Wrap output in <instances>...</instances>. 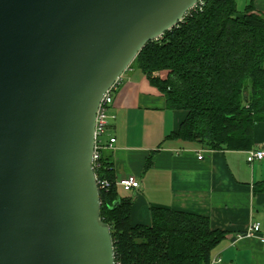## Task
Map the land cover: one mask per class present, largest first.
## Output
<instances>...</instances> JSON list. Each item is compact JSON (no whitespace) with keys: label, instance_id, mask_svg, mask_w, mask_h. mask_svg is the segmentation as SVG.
I'll use <instances>...</instances> for the list:
<instances>
[{"label":"water","instance_id":"water-1","mask_svg":"<svg viewBox=\"0 0 264 264\" xmlns=\"http://www.w3.org/2000/svg\"><path fill=\"white\" fill-rule=\"evenodd\" d=\"M198 1L0 0V264H116L96 111Z\"/></svg>","mask_w":264,"mask_h":264},{"label":"trees","instance_id":"trees-1","mask_svg":"<svg viewBox=\"0 0 264 264\" xmlns=\"http://www.w3.org/2000/svg\"><path fill=\"white\" fill-rule=\"evenodd\" d=\"M172 29L147 42L129 67H137L186 115L168 136L199 141L214 150H249L264 121V15L252 1L239 12L236 0H203ZM128 67V68H129ZM166 71L165 78L153 72ZM95 174L101 218L110 227L116 264H209L225 237L201 214L151 207V223L130 220L133 198L115 184L111 155L100 149ZM255 188L264 190V181Z\"/></svg>","mask_w":264,"mask_h":264},{"label":"crops","instance_id":"crops-1","mask_svg":"<svg viewBox=\"0 0 264 264\" xmlns=\"http://www.w3.org/2000/svg\"><path fill=\"white\" fill-rule=\"evenodd\" d=\"M250 1L253 11L264 15V0ZM108 113L103 141L115 138L104 148L111 155L115 177L134 175L140 184L131 191L120 190L133 198V225H149L153 206L205 215L213 229L226 233L211 251L214 264H264V244L243 235L255 222L264 230V190L254 186L264 181V157L248 163L247 150H214L199 141L168 136L177 131L186 112L169 109L137 67L121 75ZM253 139V147L264 142V121L255 123Z\"/></svg>","mask_w":264,"mask_h":264},{"label":"built area","instance_id":"built-area-1","mask_svg":"<svg viewBox=\"0 0 264 264\" xmlns=\"http://www.w3.org/2000/svg\"><path fill=\"white\" fill-rule=\"evenodd\" d=\"M203 0H199L194 6H192L186 14L196 7L200 8L199 6L202 5ZM185 14V15H186ZM128 69V68H127ZM120 79V78H119ZM119 79L109 87L108 90L103 94L100 103L98 105L95 117V124H94V152H93V168L95 171V167L98 165L96 163L97 159L99 158V151L105 147H111L114 143L115 138H109L107 144L103 141V134L106 131L108 121H109V113L108 109L113 100V94L117 88ZM264 157V142L260 143L259 145L252 147L251 149L247 150L246 152V160L248 163H253L256 160H261ZM198 158H202V153L198 155ZM96 183L99 188H108L110 183L106 179H98L96 174ZM115 184L122 190V191H131L133 189H137L139 187V180L134 175H125L121 178L115 180ZM244 236L249 237H256L259 239L260 242L264 244V230H261L260 224L258 222L252 223L248 225V227L243 232ZM216 262L215 259H211L209 264H214Z\"/></svg>","mask_w":264,"mask_h":264},{"label":"rangeland","instance_id":"rangeland-1","mask_svg":"<svg viewBox=\"0 0 264 264\" xmlns=\"http://www.w3.org/2000/svg\"><path fill=\"white\" fill-rule=\"evenodd\" d=\"M249 1H250V0H236L238 11H239V12L244 11L245 6H246V4H248ZM104 136H105V133L103 134L102 137H104Z\"/></svg>","mask_w":264,"mask_h":264}]
</instances>
